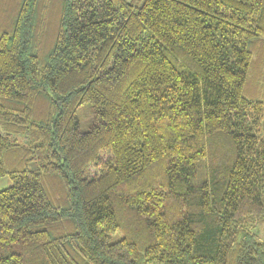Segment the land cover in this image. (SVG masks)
Segmentation results:
<instances>
[{
  "label": "trees",
  "instance_id": "1",
  "mask_svg": "<svg viewBox=\"0 0 264 264\" xmlns=\"http://www.w3.org/2000/svg\"><path fill=\"white\" fill-rule=\"evenodd\" d=\"M262 42L264 0H0V264H264Z\"/></svg>",
  "mask_w": 264,
  "mask_h": 264
},
{
  "label": "rangeland",
  "instance_id": "2",
  "mask_svg": "<svg viewBox=\"0 0 264 264\" xmlns=\"http://www.w3.org/2000/svg\"><path fill=\"white\" fill-rule=\"evenodd\" d=\"M254 72L252 78L249 79V85L246 90L245 96L250 98L249 92L256 93V96L254 98H259V100L264 101V42L260 43L256 47V51L254 54ZM83 111L84 109H81L79 111V116L81 119L82 128H86V121L88 118H86V121L84 119V116L86 115ZM11 185V180L9 177H0V190L8 187ZM259 228L264 231L263 226H259ZM256 229V227H255ZM261 239H264V236H261Z\"/></svg>",
  "mask_w": 264,
  "mask_h": 264
}]
</instances>
